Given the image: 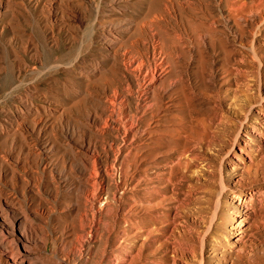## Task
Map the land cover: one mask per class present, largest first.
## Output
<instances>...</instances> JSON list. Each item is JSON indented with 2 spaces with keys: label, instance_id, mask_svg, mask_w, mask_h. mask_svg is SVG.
Returning <instances> with one entry per match:
<instances>
[{
  "label": "rangeland",
  "instance_id": "374dc122",
  "mask_svg": "<svg viewBox=\"0 0 264 264\" xmlns=\"http://www.w3.org/2000/svg\"><path fill=\"white\" fill-rule=\"evenodd\" d=\"M0 264H264V0H0Z\"/></svg>",
  "mask_w": 264,
  "mask_h": 264
},
{
  "label": "bare ground",
  "instance_id": "6f19581e",
  "mask_svg": "<svg viewBox=\"0 0 264 264\" xmlns=\"http://www.w3.org/2000/svg\"><path fill=\"white\" fill-rule=\"evenodd\" d=\"M157 0H153V3L156 5Z\"/></svg>",
  "mask_w": 264,
  "mask_h": 264
}]
</instances>
